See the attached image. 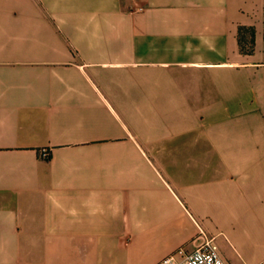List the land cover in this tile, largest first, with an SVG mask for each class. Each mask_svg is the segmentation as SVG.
<instances>
[{"label":"crops","instance_id":"1","mask_svg":"<svg viewBox=\"0 0 264 264\" xmlns=\"http://www.w3.org/2000/svg\"><path fill=\"white\" fill-rule=\"evenodd\" d=\"M263 32L264 0H0V264L199 231L264 264Z\"/></svg>","mask_w":264,"mask_h":264},{"label":"built area","instance_id":"2","mask_svg":"<svg viewBox=\"0 0 264 264\" xmlns=\"http://www.w3.org/2000/svg\"><path fill=\"white\" fill-rule=\"evenodd\" d=\"M141 10V8H139ZM44 158L48 157L47 151H42ZM158 264H226L218 253V249L203 231L187 245L180 247L174 253L164 257Z\"/></svg>","mask_w":264,"mask_h":264},{"label":"trees","instance_id":"3","mask_svg":"<svg viewBox=\"0 0 264 264\" xmlns=\"http://www.w3.org/2000/svg\"><path fill=\"white\" fill-rule=\"evenodd\" d=\"M263 38H264V32H263Z\"/></svg>","mask_w":264,"mask_h":264}]
</instances>
